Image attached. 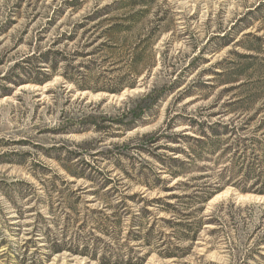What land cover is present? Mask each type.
<instances>
[{"label": "rangeland", "instance_id": "374dc122", "mask_svg": "<svg viewBox=\"0 0 264 264\" xmlns=\"http://www.w3.org/2000/svg\"><path fill=\"white\" fill-rule=\"evenodd\" d=\"M242 140L264 0H0V264H264Z\"/></svg>", "mask_w": 264, "mask_h": 264}, {"label": "trees", "instance_id": "16d2710c", "mask_svg": "<svg viewBox=\"0 0 264 264\" xmlns=\"http://www.w3.org/2000/svg\"><path fill=\"white\" fill-rule=\"evenodd\" d=\"M161 94H162L161 92L157 93L155 89H152L150 92L143 95V97L140 99V103L138 104V106H136V108L131 111L132 118L133 119H141L146 114V112L148 111L150 106L153 103H155L156 99ZM217 127H219V129H216V130H215V128H209L210 133L213 135V137L225 135L223 130H226L227 127L222 126L220 124H217ZM196 133H198L200 135L199 138L191 139V138H187L185 136H183V137L181 136V137L183 139H189L191 142L198 143V144H195L198 147V145L200 146V145L204 144V139H200V137L206 138L207 136L204 134V132H195V134ZM248 141H251V140L240 141L243 144L242 145L243 152L240 153V156L238 158V160H242L239 163L240 170L243 171L244 178L246 181H247V179H250V180L254 179L255 180L254 185L260 184L261 188H260V190H258L257 193L260 195H264V142H262V141L257 142V141L252 140L250 142V146H245L244 143L248 142ZM241 143H238L237 147H240ZM256 145H259V149L256 148ZM230 148L231 147H229V150H230ZM239 151H240V149H239ZM215 152H216L215 149L211 150L210 155L211 156L215 155L214 154ZM200 153L202 154V151ZM198 158L200 159L201 156H199ZM159 161L165 167H168L171 170L182 169L186 166L185 162H182L178 159H173V158H165L164 160H159ZM23 185L28 186L27 184H23ZM213 189H216V188H213ZM15 191H17L21 200H25L30 196V194H26L27 192H25V190L22 188H17V189H15ZM202 191H203V189L201 187V190L199 189V190L195 191L196 194H194V196L199 197L198 193L199 192L201 193ZM42 222H43V220L41 219V223ZM54 246H57V244H55ZM172 257L173 256H170V255L167 256V258H172Z\"/></svg>", "mask_w": 264, "mask_h": 264}]
</instances>
